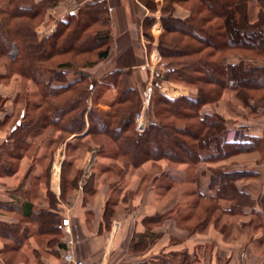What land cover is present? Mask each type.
Segmentation results:
<instances>
[{
    "label": "crops",
    "instance_id": "0c3cea01",
    "mask_svg": "<svg viewBox=\"0 0 264 264\" xmlns=\"http://www.w3.org/2000/svg\"><path fill=\"white\" fill-rule=\"evenodd\" d=\"M90 1L107 3L115 41L110 60L91 68L90 75L101 68V77L117 70L119 59L131 50L136 61L132 70L145 73L148 95L152 89L149 63L158 49L153 43L148 49L144 21L153 14L138 0H61L47 12L42 38L53 34L68 13ZM161 6L158 1L153 16L157 28L161 26ZM189 14L176 6L178 18ZM125 40L129 42L123 45ZM22 84L15 75L0 83V264H70L63 259L70 240L76 259L83 264H141L160 254L184 252L200 264H264L263 227H255L251 221L230 227L227 215H214L201 230L190 232L187 227L194 222L196 208L181 206L183 192L176 187L186 184L184 172L165 162L134 168L119 165L111 155L95 156L97 145L86 134L88 121L82 133L66 137L56 127L34 122L35 115L27 111L28 90L34 84ZM110 89L100 106L108 97L115 99L116 89ZM262 119L238 124L226 139L237 142L248 136L262 137ZM24 121L30 127L18 128ZM92 156L97 158L87 166ZM87 167L89 176L83 182ZM163 178L170 183L162 185ZM245 193L257 200L252 191ZM255 207L263 212L258 203ZM184 209L192 213L183 214L182 219ZM252 210L243 209L241 217L253 216ZM181 261L178 257L175 263Z\"/></svg>",
    "mask_w": 264,
    "mask_h": 264
},
{
    "label": "trees",
    "instance_id": "16d2710c",
    "mask_svg": "<svg viewBox=\"0 0 264 264\" xmlns=\"http://www.w3.org/2000/svg\"><path fill=\"white\" fill-rule=\"evenodd\" d=\"M138 1L155 12V0ZM163 1L161 22L164 30L158 48L167 72L156 73L152 80L154 119L142 133L136 130L135 115L141 111L144 101L131 84V70L119 68L103 76L101 84H97L89 73L80 70L84 67H76L79 63H87V68L94 67L105 60L114 47L112 19L106 2H87L78 12L60 21L47 39L39 41L36 29L59 0L6 1L5 7H0V53L9 55L15 45L14 74L21 80L35 83L38 88L42 103L33 121L56 127L64 137L82 133L88 121L90 126L86 134L109 138L117 148L114 160L123 167L139 168L148 162L195 165L200 161L218 162L243 153L259 152L264 137L248 136L242 142H231L226 139L229 129L223 120L217 114H203L201 109L218 103L227 90L244 93L251 100L264 101V65L229 64L225 59L228 52L234 51L253 60H264V0ZM251 3L258 7L255 21L249 16ZM176 4L186 7L190 15L185 19L174 17ZM147 23L153 26L155 18L147 17L144 26ZM92 56L95 58L90 59ZM66 72L76 77L73 79ZM162 80L196 88L198 93L168 98L159 91ZM97 85L104 92L95 93ZM112 86L117 89L118 96L110 111L90 107L92 101L99 100ZM256 106H251L254 114L259 113ZM29 127L26 121L18 126ZM204 151L209 155L203 156ZM239 176L236 172L221 174L222 188L219 187L208 200L200 192L201 203L219 199L233 201L237 205L224 211L240 210L244 214L245 204L241 201L251 203L252 198L236 189L234 184ZM225 186L229 196L222 193ZM198 207L201 206L196 205ZM253 212L262 215L256 209ZM197 215L195 213L192 218ZM187 228L191 231L189 226ZM176 257H181V263H175ZM141 264L192 263L191 257L184 252L160 254Z\"/></svg>",
    "mask_w": 264,
    "mask_h": 264
},
{
    "label": "rangeland",
    "instance_id": "374dc122",
    "mask_svg": "<svg viewBox=\"0 0 264 264\" xmlns=\"http://www.w3.org/2000/svg\"><path fill=\"white\" fill-rule=\"evenodd\" d=\"M6 1H8V0H0V7L1 6L5 7ZM38 1H40V0H38ZM60 1L61 0H59V2ZM158 1L162 5L161 10H160V21H161L162 10L165 7V3L163 0H155V5H156L155 12H151L149 9L148 10L150 11L151 14H153L152 17L154 15H156V13L158 12V7H157ZM82 6H79L77 9H75L74 13L78 12V10ZM176 6H180L183 9L189 11L183 5L176 4L174 6V14H173L174 17H177L175 15ZM54 8H52L50 10H53ZM189 13H190V11H189ZM258 14L259 13H258L257 4L251 3L250 8H249L250 19L254 20V19L258 18ZM69 15H70V13H68L67 17ZM65 17H66V15H65ZM62 20L64 21V19H62ZM44 22L41 23L36 29L39 41L45 40L44 38H42V36L40 34L42 29H43L42 27H43ZM147 24L144 26V33H149V35H151L150 38H148L144 35L145 39L147 40V42L149 44L148 49L153 47L152 43L156 44L157 49H158V53H159V54L157 53L154 56L152 55V60L149 63L150 66L152 67V70L149 71V74L150 75L152 74V80H153L156 73L167 72L166 63H164L162 61L161 56H160V52H159V48H158L159 38H160L164 28H163L162 22H161V26L159 28L155 27L156 18H155V23L153 26H150L149 23H147ZM153 31H155V32H153ZM128 42H129L128 40H125V42L123 41V43H124L123 45H125V43H128ZM114 49H115V41H114V47H113L111 53L109 54V56L105 60L101 61L100 63H98L97 65H95L92 68L97 67L98 65H100L103 62H108L110 60V55L112 54ZM16 53H17V48L15 45H13V48H12L9 55L2 56L0 53V83H3L7 80H11L14 78L15 74H14V68L12 65V60L16 56ZM133 57L134 56L132 54V51L131 50L127 51V53L124 54L119 59L118 66H119V68H122V69L124 67L125 68L127 67V69L131 70V73H132V75L130 77L131 84L137 88L138 92L141 94L143 101H144L143 107L139 113H141L142 110L145 108V119H146V123L148 125L149 121L154 119L153 102L151 100L152 89H151V92L147 95L146 94L147 93L146 92L147 83H144V81H143V79L145 77V73L138 72V73L134 74V72L132 70V66H135L134 64L136 61ZM94 58L95 57L92 56L90 59H94ZM225 59L229 64L230 63L231 64H240V62H245V65H249V64L254 65V66L264 65V60H262V59H258V60L254 59L253 60V59H250L245 54H239L238 52H234V51L228 52L225 56ZM61 60H66V58H62ZM83 62H85V61H83ZM86 64L87 63H84V64L79 63L76 65V67H84L83 69H80V70H82L85 73L90 74L91 68L90 67L87 68ZM100 71L101 72L93 73V76H92L94 79L97 80V84H101L100 82H101L102 77H103V76L101 77V75L103 74L104 69L101 68ZM66 75L72 77L73 79L76 77L71 72H66ZM22 81H23L22 87H24L25 85L28 86V84L31 83L30 81H28V80L26 81L24 79ZM7 83L8 82H6V84ZM33 84H32L33 86H30L29 90H28V91H31L30 97H29V102L27 105L28 115H35L38 106L42 103V97L38 91V88H37V86H35V83H33ZM152 88H153V85H152ZM99 89H100V87L97 85L95 90H94L95 93L99 94V92L100 93L104 92V90L101 91ZM110 90L111 89H108V91H106V93L103 95V97H101L99 100L92 101L90 103V107L96 108L97 110L103 111V112L110 111L113 103L115 102V100L118 96L117 89H116L117 95H116L115 99L113 100L112 97H108L109 101L104 102L102 104V106H100L101 100L104 98V96L107 95V93ZM159 91L161 94H163L162 91H167V94L169 96H166L164 94L163 95L168 97V98H171V99H176V98H179V97L184 96V95L185 96H189V95L195 96L198 93V90L196 88L189 87V86H186V85H183L180 83H176V82H168L166 80L161 81ZM177 91L179 92L178 94H176ZM97 94H96V96H97ZM246 101L247 102L250 101L249 102L250 104L247 105ZM145 104H146V107H145ZM250 105L251 106L257 105L256 107H257V111L259 113L254 114V109ZM260 110H262L263 113L260 112ZM139 113H137V114H139ZM201 113H203V114H217V116L221 120H223L224 126L229 129L228 134H231V132H233V128H236L238 124H241V123L246 124L250 121L253 122L256 119L264 118V101L262 102V101L251 100V99H249V96L244 94V93L237 94L233 91L227 90L223 93V96L218 103L205 105L201 109ZM136 115H135V117H136ZM22 121H23V119H22ZM27 121H26V123H27ZM260 122L261 123H259V124L263 126L264 125V119H262ZM14 127H16V125H14ZM238 129H240V127H238ZM90 137L92 138L91 141H94V143L97 145V148L95 149L96 151H94L96 153L95 156L98 154H102V156L111 155V157H113V159H114V154L116 153L117 148H116L115 144L109 138H106L103 136H90ZM262 137H264V135ZM202 154H203V156L209 155L208 152H205ZM96 158H93V156H92L90 158L91 162H93L92 160H94ZM158 165L160 166V164H158ZM168 165H170L171 167H174V168H179L187 176L186 184H180L179 183L176 186L178 188L177 191H179L180 190L179 187H181L180 191L183 192V199L184 200L182 201L181 206H184V208H189V209H192V207L196 208V205L201 206V207L196 208V210L193 212L194 214L195 213L198 214L197 217H195L194 222H191L190 224H188L189 228L192 232L194 230H195L194 232H196V230H201L202 225L205 223V221L214 215H217L218 217L222 216V215H227L225 217V219L229 223L230 227H232L233 225H236L240 221H251V223L255 227L261 226L264 228V211L263 212L261 211L262 215H259V214H256L253 212L254 209H257L255 207L257 205V203L259 204V207H261V209H263L262 205H264V144L262 147L260 146L259 152L243 153V154H239V155H236L233 157H229L223 161H218V162L215 161V162H211V163H205V161H203V162L200 161L195 165L194 164H192V165L191 164L190 165H178V166L177 165L175 166L172 164H168ZM158 167L154 169L155 172L159 171ZM247 169L248 170L250 169L252 171L254 170V172L253 173H247L246 172ZM238 170H240V172H242V173H238L239 172ZM224 172H236L237 176H239V175L242 176V178H240V176H239L238 177L239 179L237 178V181L234 184L237 190L241 189L244 192H246L248 190V191H252L254 194H256L257 200L253 199L252 195L249 194V196L252 198L251 203H248L250 201H247V200L245 202L241 201L242 204H245L244 209L245 208L253 209L252 210L253 216L251 215L252 217L251 216L241 217L244 215L241 214L240 210H239V212L226 213L224 210H226V209L229 210L230 207H233V205L235 204L233 201L230 202V201H227L225 199H219V200L214 199V200H216L215 202L207 201L209 198H211L212 195L216 194L218 188L221 187L220 183H222V182L224 183L223 178L220 177L221 174H223ZM193 181L195 182L194 184L192 183ZM200 182H204L203 185H201L202 188L198 186V183H200ZM167 183H170L169 179L163 178L161 180L162 185H166ZM247 184H250V185L248 186ZM201 191L203 193H205V199H207V200L203 201V203H201V199H200L201 196L199 194ZM227 192H228L227 186L223 187L222 193H224L225 196H229L230 193H227ZM206 193L207 194L209 193L210 195L209 194L207 195ZM189 196H190V198H189ZM236 205H234V207ZM191 213L192 212L190 210L184 209L182 212V215L183 214L187 215V214H191ZM184 215L182 216V219L185 218ZM236 227H238V226H236ZM174 260H177V257ZM191 263L192 264H200L197 260H191Z\"/></svg>",
    "mask_w": 264,
    "mask_h": 264
},
{
    "label": "built area",
    "instance_id": "2783aa9c",
    "mask_svg": "<svg viewBox=\"0 0 264 264\" xmlns=\"http://www.w3.org/2000/svg\"><path fill=\"white\" fill-rule=\"evenodd\" d=\"M164 95L166 96H169L167 94V91H162ZM146 103V102H145ZM145 107H146V104H145ZM135 122H136V130L138 132H144L146 127H147V123H146V119H145V108L142 110L141 113L137 114L136 117H135ZM245 139L242 138V139H239L237 142H242L244 141ZM232 142V141H231ZM90 164V159L87 161V166ZM89 176L88 174V167L84 170V173L81 177V181H85L87 179V177ZM82 182V183H83ZM117 224L115 223L114 225V229L116 231L117 229ZM67 231H68V227L66 228ZM68 251H66L64 254H63V259L65 262L67 263H70V264H83L81 261L77 260L76 257H75V254H74V250H73V241L70 240L68 242Z\"/></svg>",
    "mask_w": 264,
    "mask_h": 264
}]
</instances>
